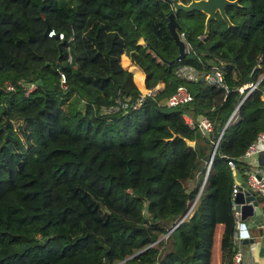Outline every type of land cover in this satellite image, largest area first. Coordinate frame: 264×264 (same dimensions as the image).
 Segmentation results:
<instances>
[{
	"label": "trees",
	"instance_id": "16d2710c",
	"mask_svg": "<svg viewBox=\"0 0 264 264\" xmlns=\"http://www.w3.org/2000/svg\"><path fill=\"white\" fill-rule=\"evenodd\" d=\"M172 11L167 0H0V264H232L227 161L245 178L264 78L211 152L237 87L264 73V0L228 5L230 24L217 12L203 40L206 14L177 12L190 45L180 60ZM183 65L198 77L178 75ZM213 66L227 91L202 78ZM139 67L146 89L163 86L141 97ZM178 85L192 100L169 106Z\"/></svg>",
	"mask_w": 264,
	"mask_h": 264
},
{
	"label": "built area",
	"instance_id": "2783aa9c",
	"mask_svg": "<svg viewBox=\"0 0 264 264\" xmlns=\"http://www.w3.org/2000/svg\"><path fill=\"white\" fill-rule=\"evenodd\" d=\"M53 33L54 32L50 30L47 34L51 36L53 35ZM181 38L183 39L182 35ZM203 38L204 36H202L201 40H203ZM183 40L185 41L186 51L188 52L190 45L185 39ZM176 72L181 77H184L189 80L198 77L197 71L193 67L187 65L181 66L176 70ZM202 78L209 85L222 87L226 91L228 90L225 84L224 74L217 66H213L207 72H204L202 74ZM263 78H264V73H262L257 80L245 82L237 87L238 92L243 93V96L239 100L237 105L234 107V109L228 116L227 120L225 121L224 126L222 127L223 131L226 127L233 124L239 119V107L241 103L243 102V100L246 98L247 95L259 89V83L262 81ZM145 94H150V91L148 90L146 92L145 90V92L141 95V97H143ZM262 98L264 100V90L262 91ZM191 100H192V95L186 89V87L183 85H178L174 90V92L168 97L167 104L169 106H176L181 103H187ZM138 103L139 102H137L134 107H136ZM122 105L124 107V104ZM184 120L189 125L190 128L198 129L202 135H209L213 132V125L205 115H200L193 118L188 114H184ZM223 131L221 133H218L217 139L214 142L215 147H217L218 141ZM263 154H264V129L260 130L256 134L252 142L239 156V159L242 162H244L248 167V169L246 170L245 178L243 179L241 178L240 172L237 171L235 162L232 158H229L227 161V164L232 171L233 177L237 176L239 178L238 182L236 181L235 178H233L234 181L231 188V206L233 211V217L235 220L234 229L231 235V244L233 246H237L240 242H242L244 239V232H247L245 227H243V222L240 219V211L236 208V202L234 201L236 193L239 190L247 189L264 200V164L259 165V167L254 165L256 159H258L259 157L262 158ZM262 161L264 162V157L262 158ZM240 256H241L240 250H237L233 256V262L235 264H238L240 262Z\"/></svg>",
	"mask_w": 264,
	"mask_h": 264
},
{
	"label": "water",
	"instance_id": "95a60500",
	"mask_svg": "<svg viewBox=\"0 0 264 264\" xmlns=\"http://www.w3.org/2000/svg\"><path fill=\"white\" fill-rule=\"evenodd\" d=\"M171 3L173 7V11L170 12L167 15V22L166 26L171 34V37L178 47V55L177 60H180L183 58L187 51L185 46V41L181 38L180 33L178 32L180 29V24L176 21L175 14L179 12L180 10L185 12H192V11H201L206 14L205 18V24H204V31L203 36H206L209 32L210 28V22L215 18V15L217 11L220 14V16L228 23L230 24V21L225 13V6L226 5H237V0H191L189 3L184 4L180 2L179 0H167ZM42 8V5L40 6V9ZM50 31V27L46 26L44 33L47 34ZM57 38L60 36L59 34L55 35ZM158 90V87L156 86L153 88L150 92H155ZM217 132L221 133L223 131L222 127L220 125L217 126ZM187 144L190 146H193V142L190 140H186ZM216 147L214 146L211 157L214 154ZM234 201L236 202V208L240 211V219L244 222L249 216H253L254 213L258 214V205L256 201L255 194L250 193L249 190H239L234 198ZM190 208L186 211V213L183 215L181 220L189 213ZM243 227H245L243 223ZM174 227H171L165 235H167ZM164 235V236H165ZM245 242L248 241V234L247 232H244V239Z\"/></svg>",
	"mask_w": 264,
	"mask_h": 264
},
{
	"label": "crops",
	"instance_id": "0c3cea01",
	"mask_svg": "<svg viewBox=\"0 0 264 264\" xmlns=\"http://www.w3.org/2000/svg\"><path fill=\"white\" fill-rule=\"evenodd\" d=\"M140 69L144 76L141 85L144 86L145 72L143 71L142 68ZM162 86L163 83L159 84V87ZM144 90H146L145 86H144ZM262 158L259 157L258 159H256L254 165L259 167V165L264 164ZM233 178H235L237 182L239 181V178L237 176ZM250 193L252 192L250 191ZM255 197L258 205V214L254 213L253 216H249L244 222L242 221L245 225V229L248 234V241L245 242V240H243L237 246L232 245L233 248L235 249L234 250L235 252L237 250H240L241 253L240 262L238 264H264V200L257 195H255ZM219 237L220 235H218V238ZM218 258H219V248L217 247L215 259L218 260ZM232 264H235L233 262V257H232Z\"/></svg>",
	"mask_w": 264,
	"mask_h": 264
},
{
	"label": "rangeland",
	"instance_id": "374dc122",
	"mask_svg": "<svg viewBox=\"0 0 264 264\" xmlns=\"http://www.w3.org/2000/svg\"><path fill=\"white\" fill-rule=\"evenodd\" d=\"M188 23L189 24H193V21H191V20H188ZM202 36H203V34H200V35H198L197 37L201 40V38H202ZM110 36H108V38H109ZM108 41H106L107 43H106V45H107V47H109V48H112L111 50H113V51H115V52H117V53H119V55H120V47L119 48H117L116 46L118 45L115 41H116V36L115 35H113V36H111V38H109V39H107ZM129 55H130V52H129ZM130 59V58H129ZM133 62V61H132ZM134 63V62H133ZM121 64V63H120ZM135 64V63H134ZM181 67V66H180ZM180 67H178V68H180ZM124 68V67H123ZM177 68V69H178ZM158 86H159V84H158ZM157 86V87H158ZM29 88L30 89H33L34 88V85L33 84H30L29 85ZM158 89H159V87H158ZM142 90V89H141ZM148 90L146 89V92H147ZM145 91H143L142 90V94L144 93ZM123 106V105H122ZM191 209V208H190ZM220 230H221V227H220ZM220 233H219V227L217 228V232H216V240H215V242H214V246H213V259H214V261H216V259H215V257H216V250H217V247H218V235H219ZM218 252V251H217Z\"/></svg>",
	"mask_w": 264,
	"mask_h": 264
},
{
	"label": "flooded vegetation",
	"instance_id": "af4514ba",
	"mask_svg": "<svg viewBox=\"0 0 264 264\" xmlns=\"http://www.w3.org/2000/svg\"><path fill=\"white\" fill-rule=\"evenodd\" d=\"M230 1H232V0H230ZM237 3H238V0H237ZM231 5H233V4H231ZM227 6H228V5L225 6V9H226ZM217 12H219V11H217Z\"/></svg>",
	"mask_w": 264,
	"mask_h": 264
},
{
	"label": "clouds",
	"instance_id": "9594fccd",
	"mask_svg": "<svg viewBox=\"0 0 264 264\" xmlns=\"http://www.w3.org/2000/svg\"><path fill=\"white\" fill-rule=\"evenodd\" d=\"M156 86H157V85H156ZM156 86H155V87H156ZM158 87H159V86H158ZM159 89H160V87H159ZM147 90H148V89H147ZM149 91H151V90H149ZM150 93H151V92H150Z\"/></svg>",
	"mask_w": 264,
	"mask_h": 264
}]
</instances>
